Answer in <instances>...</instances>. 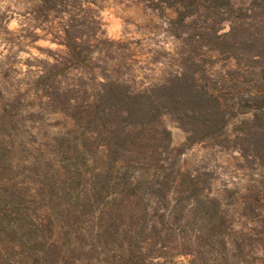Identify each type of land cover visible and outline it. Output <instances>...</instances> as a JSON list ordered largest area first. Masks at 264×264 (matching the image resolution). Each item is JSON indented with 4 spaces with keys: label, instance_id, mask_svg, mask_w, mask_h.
I'll use <instances>...</instances> for the list:
<instances>
[{
    "label": "trees",
    "instance_id": "16d2710c",
    "mask_svg": "<svg viewBox=\"0 0 264 264\" xmlns=\"http://www.w3.org/2000/svg\"><path fill=\"white\" fill-rule=\"evenodd\" d=\"M149 1L173 11L167 18L173 36L234 60L237 68L211 75L199 51L188 49L163 79L133 88L114 70L101 72L84 62L92 59L90 46L99 41L100 29L88 7L77 22L68 0H40L37 9L46 16L66 15L54 36L66 48L64 60L55 58L41 77L55 69L64 75L63 66L83 61L71 68L79 73L70 82L50 87L47 99L73 120L75 149L90 160L84 200L98 207L92 228L104 239L99 253H111L114 264H169L178 254H190L191 264H198L211 242L225 245L224 214L179 157L194 143L212 142L264 159V0ZM8 19L0 4V34ZM55 71L54 81L67 78ZM166 116L186 134L179 147L172 145ZM232 124L233 136L227 133ZM17 217L32 259L49 264L66 258V250H79L44 235V225L26 214ZM7 248L0 246V264H10Z\"/></svg>",
    "mask_w": 264,
    "mask_h": 264
},
{
    "label": "rangeland",
    "instance_id": "374dc122",
    "mask_svg": "<svg viewBox=\"0 0 264 264\" xmlns=\"http://www.w3.org/2000/svg\"><path fill=\"white\" fill-rule=\"evenodd\" d=\"M39 1L0 0L9 15L7 30L0 34V246L8 247L10 264H46L26 252L29 244L18 229L21 213L33 223H42L43 234L59 238L64 246L78 244V251L66 250V258L49 264H104L105 260L114 264L111 253H99L104 239L92 228L96 225L92 213L98 207L84 200L90 160L75 149L73 120L47 99L50 87L70 82L79 73L71 68L83 61L63 66L64 75L55 69L66 79L59 76L54 81L55 70L49 78L41 77L55 58L64 60L66 48L54 36L66 15L46 16L37 9ZM68 2L67 10L77 15V22L81 9L88 7V14H95L100 24L99 41L90 46L92 59L84 62L101 72L102 67L114 70L133 88L163 79L177 68L180 56H187L185 51L195 48L172 35L167 18L174 16L173 11L149 0ZM195 49L211 75H227L237 68L234 60L210 55L206 48ZM164 121L172 145L181 146L185 132L170 117ZM236 130L232 124L227 133L233 136ZM179 159L184 170L199 175L204 185L200 191L218 198L224 214L225 245L211 242L198 264H264V159L212 142L190 145ZM94 244L98 249H92ZM168 260L191 264L192 255Z\"/></svg>",
    "mask_w": 264,
    "mask_h": 264
}]
</instances>
